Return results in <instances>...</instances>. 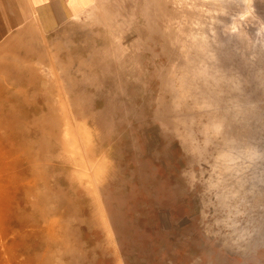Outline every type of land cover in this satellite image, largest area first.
Returning a JSON list of instances; mask_svg holds the SVG:
<instances>
[{
  "label": "rangeland",
  "instance_id": "rangeland-1",
  "mask_svg": "<svg viewBox=\"0 0 264 264\" xmlns=\"http://www.w3.org/2000/svg\"><path fill=\"white\" fill-rule=\"evenodd\" d=\"M224 2L93 0L53 35L0 43V264H264V101L235 199L224 137L239 105L207 93L204 66L207 41L238 72L264 63V0ZM181 82L209 106L185 97L196 135Z\"/></svg>",
  "mask_w": 264,
  "mask_h": 264
},
{
  "label": "bare ground",
  "instance_id": "bare-ground-1",
  "mask_svg": "<svg viewBox=\"0 0 264 264\" xmlns=\"http://www.w3.org/2000/svg\"><path fill=\"white\" fill-rule=\"evenodd\" d=\"M222 2H224V0H221ZM221 3V2H220ZM225 3V2H224ZM223 4V3H222ZM234 4V3H233ZM232 4V5H233ZM224 5V4H223ZM231 5V4H230ZM225 6H228V4H225ZM226 8V7H225ZM220 10V8H219ZM192 13V12H191ZM218 13H220L218 11ZM223 22H226V21H223ZM215 27V26H214ZM172 33V32H171ZM169 37V36H168ZM212 39V38H210ZM221 40V39H220ZM219 40V41H220ZM177 43H178V39H176ZM218 42V41H216ZM173 43L175 44V40H170L169 41V44L171 46H173ZM208 44H210V46L207 48V53L209 54H214V58L215 60H213L212 62H208L206 60H204V66L208 67L209 72L211 73H214L216 74V76L218 77V86L215 85L213 86V83L212 85L209 84L208 87H207V93H209L211 95V97H214L217 98V99H220V101L222 100L223 102H228V103H233L235 105H239L237 107H239V109H235L233 108L234 110L231 111L232 108L229 107V115L230 117L232 118V120H234L235 122H233V125L231 126L232 128L234 129H230V132L229 133H226V136L224 137V141H226L227 143H225L224 147H226L227 150H232V159H234L233 163H234V167L231 168L229 167V165L226 163V169H229V170H232L233 171V179H237L239 180L240 182H242V188L241 190H236L234 193V196H235V199L237 198H241L242 196L245 197V193L243 192V187L246 183L250 182V174L252 172V168L251 169H247L246 168V165H251V161L249 159H251V156H248L246 157L245 155V152L248 153V151L250 150V146H251V139H252V136L254 135V130H253V125H250L249 124V121L253 122L258 119V116H257V112H256V106L253 105L251 102L252 100H262L264 101V63L258 58V59H252L251 61V67H244V69L241 71V72H238L235 70V67H234V64L231 63V61H226L224 60L222 57H221V54L219 52V50L215 49L214 48V43L212 42H208ZM234 44L232 45V48H233ZM193 52V51H192ZM171 53V52H170ZM234 53H239L237 52V50L234 51ZM254 55V53H253ZM199 56V55H198ZM257 56V55H256ZM208 60V59H207ZM203 62V61H202ZM236 62V61H235ZM246 66V65H244ZM175 68V67H174ZM202 69V68H201ZM237 69V68H236ZM184 70V69H183ZM238 70V69H237ZM246 71V72H245ZM208 79V78H207ZM209 80V79H208ZM196 81V80H195ZM211 81V80H210ZM208 82V81H207ZM188 83V82H187ZM196 83V82H195ZM178 88V96H177V105H178V108H180L181 111L184 112V114L189 118V125H188V131L190 132L191 135H196V131H198V129L196 128V121L192 118V116L190 117L189 114L186 112L187 108H188V105L187 103H185V97L186 95H188L189 97L193 98L195 101H196V104L200 107H208V105H204V101H202V94L199 93V91L197 90H193L192 87H190L189 85L185 84L184 82H181L179 83L178 85H176ZM188 97V98H189ZM192 99V100H193ZM213 99V98H211ZM210 99V100H211ZM216 99V100H217ZM188 100V99H187ZM209 100V99H208ZM214 100V101H216ZM213 101V102H214ZM218 102V100H217ZM254 102V101H253ZM222 103V102H220ZM249 103V104H248ZM206 104V103H205ZM226 104V103H225ZM230 105V104H228ZM191 106V105H190ZM199 111V110H198ZM220 111V110H219ZM223 114H226V111L225 110H222ZM216 113V112H215ZM214 113V114H215ZM219 113V116H220V112ZM197 114V113H196ZM203 114V113H202ZM193 115V114H191ZM206 115V114H205ZM209 114H207V117ZM211 115V114H210ZM218 115V114H217ZM227 115V114H226ZM226 115H223L226 116ZM229 115L227 118H229ZM1 116V115H0ZM203 116V115H202ZM214 116V115H213ZM216 116V114H215ZM222 116V114H221ZM205 117V116H204ZM197 118V117H196ZM201 118V117H200ZM217 118V117H216ZM222 118V117H221ZM226 118V119H227ZM246 119V124H244V120L243 119ZM264 117H262L263 119ZM213 119H215L213 117ZM220 119V118H218ZM217 121H213V123L216 122L218 123V120ZM225 119V121H227ZM197 120V119H196ZM243 120V122H242ZM209 123L212 122L211 119L209 120ZM207 121V122H208ZM222 122H224L223 120H221ZM230 122V119L228 120ZM200 123V120L198 121ZM197 122V123H198ZM203 122V121H202ZM205 122V121H204ZM208 123V124H209ZM202 124V123H201ZM204 124V123H203ZM207 124V123H206ZM219 124V123H218ZM221 124H224V123H221ZM228 125V123H227ZM206 126V125H205ZM210 126V125H209ZM217 126V124H216ZM214 127V126H213ZM218 127V126H217ZM227 127V126H226ZM225 127V128H226ZM229 127V128H231ZM1 128V127H0ZM216 128V127H214ZM229 128L227 127L226 131L229 130ZM202 132H203V135L204 134H210L211 132L212 133H215V130L214 132L211 131V129H206V127L204 128V130L200 129ZM220 130V129H219ZM218 128H217V131H219ZM231 130H234L235 133H233V131ZM225 131V130H224ZM222 132V133H221ZM221 134H224V132L222 131L221 129ZM206 134V135H207ZM233 134V135H232ZM179 136V135H177ZM201 136V135H200ZM223 136V135H222ZM204 137V136H202ZM206 137V136H205ZM211 137V136H209ZM215 137V136H214ZM217 137V139H216ZM215 137L216 140L220 139L217 134V136ZM187 138V137H186ZM2 137L0 135V144L2 141ZM221 140V139H220ZM215 141V140H214ZM222 141V140H221ZM241 141V142H240ZM210 142V141H209ZM216 142H220V141H216ZM223 142V141H222ZM220 145H222V143H218ZM188 145V144H187ZM202 146V145H201ZM223 146V145H222ZM182 147V146H181ZM221 147V146H220ZM223 149V148H222ZM221 149V150H222ZM226 150V152H227ZM225 151V150H224ZM219 153V152H218ZM228 153V152H227ZM230 153V152H229ZM228 153V155L230 156V154ZM12 154V152H11ZM6 155V154H5ZM222 155V154H221ZM227 156V155H226ZM224 156V157H226ZM227 156V158L229 157ZM4 158V157H3ZM2 158V159H3ZM222 158V156H221ZM229 159V158H228ZM24 160V159H23ZM224 160V159H223ZM215 161V160H214ZM219 162H222V159L221 161ZM18 163V162H17ZM19 163H22V162H19ZM11 165V164H10ZM22 165V164H21ZM19 166V165H18ZM24 166V165H23ZM221 166V165H220ZM8 169V168H7ZM224 171V170H222ZM221 171V172H222ZM42 174V173H41ZM17 175V174H16ZM24 176V175H23ZM215 177V176H214ZM213 177V178H214ZM229 177V176H228ZM10 178V177H8ZM23 179V178H22ZM4 182V175H3V172L1 171L0 172V210H2L3 208V204L6 205V207L8 208L6 202L7 201H4V199L2 198L1 194L2 192L4 191L5 192V188H2V186L5 184H3ZM16 184V183H15ZM13 185L11 187V183L9 184V186L11 187V190H12V194H11V197L9 198L11 201H10V206H12L13 204H15L14 202L17 201V199L15 200V191L14 189L16 190L17 189V192H23V187L22 185L20 184V181L18 179L17 181V184L16 185ZM222 186V185H221ZM234 186V185H233ZM4 187V186H3ZM31 187V186H30ZM34 187V186H33ZM238 188V187H237ZM248 188V187H247ZM222 191V190H221ZM6 192L9 194V192L7 191L6 189ZM16 192V193H17ZM244 193V194H243ZM6 195V194H5ZM17 195V194H16ZM219 196L221 198V201L222 204H224V201L226 200L227 203H228V198L229 195L221 192L219 193ZM228 197V198H227ZM242 197V198H243ZM8 199V198H7ZM225 199V200H224ZM233 200V199H232ZM9 201V200H8ZM9 205V204H8ZM237 206V205H236ZM238 207V206H237ZM240 207V206H239ZM238 207V208H239ZM228 208V207H227ZM6 209V208H5ZM240 209V208H239ZM8 210V209H7ZM4 211V210H2ZM0 211V212H2ZM233 212V211H231ZM3 213V212H2ZM1 213V214H2ZM244 213L248 216L250 215L251 213L247 212L244 210ZM3 215V214H2ZM1 216V215H0ZM4 217V216H3ZM2 217V218H3ZM4 220V219H3ZM6 220V219H5ZM3 223V222H2ZM256 223V222H255ZM4 224V223H3ZM2 224V225H3ZM1 225V224H0ZM1 225V226H2ZM255 226V225H254ZM3 227V226H2ZM9 228V227H8ZM250 228V227H248ZM7 229V228H5ZM250 231V230H249ZM7 232V231H6ZM241 232V231H240ZM243 233V232H242ZM239 236H240V233H239ZM8 237V236H7ZM1 240V239H0ZM5 240V239H4ZM9 240V239H8ZM240 240H241V237H240ZM243 240V239H242ZM2 241V240H1ZM244 241V240H243ZM251 241V240H250ZM8 242V241H7ZM1 244V242H0ZM251 244V242H250ZM239 245V244H237ZM12 246V245H11ZM2 247H3V244H2ZM1 248V247H0ZM8 248V247H7ZM10 249V248H9ZM8 251V249H7ZM6 251V253H7ZM2 253L1 249H0V254ZM8 254V253H7ZM3 255V254H2ZM6 256V255H5ZM1 257V256H0ZM5 264V263H4Z\"/></svg>",
  "mask_w": 264,
  "mask_h": 264
},
{
  "label": "crops",
  "instance_id": "crops-1",
  "mask_svg": "<svg viewBox=\"0 0 264 264\" xmlns=\"http://www.w3.org/2000/svg\"><path fill=\"white\" fill-rule=\"evenodd\" d=\"M93 0H0V43L29 38L33 29L50 36L63 29ZM14 35L11 40L7 36Z\"/></svg>",
  "mask_w": 264,
  "mask_h": 264
}]
</instances>
